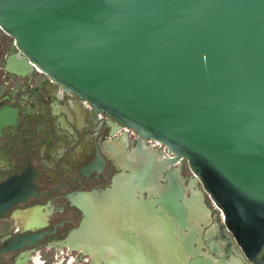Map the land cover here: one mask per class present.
Wrapping results in <instances>:
<instances>
[{"label":"water","instance_id":"water-1","mask_svg":"<svg viewBox=\"0 0 264 264\" xmlns=\"http://www.w3.org/2000/svg\"><path fill=\"white\" fill-rule=\"evenodd\" d=\"M0 29L24 71L184 159L264 264V0H0Z\"/></svg>","mask_w":264,"mask_h":264},{"label":"flooded vegetation","instance_id":"flooded-vegetation-1","mask_svg":"<svg viewBox=\"0 0 264 264\" xmlns=\"http://www.w3.org/2000/svg\"><path fill=\"white\" fill-rule=\"evenodd\" d=\"M23 59L0 29V264H254L184 159Z\"/></svg>","mask_w":264,"mask_h":264},{"label":"rangeland","instance_id":"rangeland-1","mask_svg":"<svg viewBox=\"0 0 264 264\" xmlns=\"http://www.w3.org/2000/svg\"><path fill=\"white\" fill-rule=\"evenodd\" d=\"M189 171V170H188ZM188 174H190V173H188ZM206 204H207V206H209V204L206 202ZM214 207V206H213ZM216 209V208H215ZM218 213H219V211H218ZM220 215V214H219ZM218 217V216H217ZM220 224L222 225V227H223V224H222V219H221V215H220Z\"/></svg>","mask_w":264,"mask_h":264},{"label":"bare ground","instance_id":"bare-ground-1","mask_svg":"<svg viewBox=\"0 0 264 264\" xmlns=\"http://www.w3.org/2000/svg\"><path fill=\"white\" fill-rule=\"evenodd\" d=\"M144 221H146L145 223H149L148 221H149V218H148V216H144V219H143ZM166 224H167V222H165ZM208 224V223H207Z\"/></svg>","mask_w":264,"mask_h":264}]
</instances>
